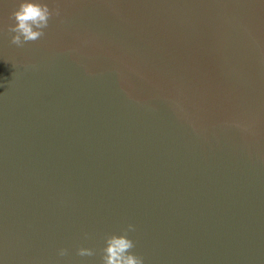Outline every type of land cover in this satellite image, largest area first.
I'll return each mask as SVG.
<instances>
[{"label": "water", "instance_id": "95a60500", "mask_svg": "<svg viewBox=\"0 0 264 264\" xmlns=\"http://www.w3.org/2000/svg\"><path fill=\"white\" fill-rule=\"evenodd\" d=\"M41 2L18 47L0 0V264L129 223L145 264H264V0Z\"/></svg>", "mask_w": 264, "mask_h": 264}, {"label": "clouds", "instance_id": "9594fccd", "mask_svg": "<svg viewBox=\"0 0 264 264\" xmlns=\"http://www.w3.org/2000/svg\"><path fill=\"white\" fill-rule=\"evenodd\" d=\"M60 9H50L47 3L41 0H19L9 15L12 21L8 26L9 33H15L11 37V44L23 47L28 42H35L46 35L45 29L49 27V21L54 16H59ZM136 231V226L129 223L120 233L105 234L104 246L99 249V264H145L142 255L136 254L133 249L136 243L130 238L129 234ZM92 238L90 233L85 232V241ZM76 254L80 257H94L97 250L92 247L80 246ZM60 257L69 255L67 248L59 250Z\"/></svg>", "mask_w": 264, "mask_h": 264}]
</instances>
